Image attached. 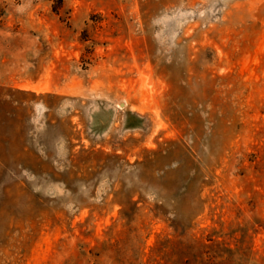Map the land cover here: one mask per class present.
I'll list each match as a JSON object with an SVG mask.
<instances>
[{
	"label": "rangeland",
	"instance_id": "obj_1",
	"mask_svg": "<svg viewBox=\"0 0 264 264\" xmlns=\"http://www.w3.org/2000/svg\"><path fill=\"white\" fill-rule=\"evenodd\" d=\"M0 264H264V0H0Z\"/></svg>",
	"mask_w": 264,
	"mask_h": 264
}]
</instances>
